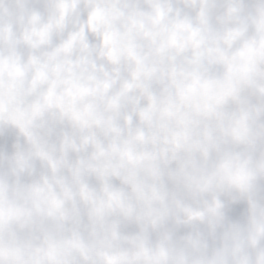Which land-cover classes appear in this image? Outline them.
Here are the masks:
<instances>
[{
  "label": "clouds",
  "instance_id": "1",
  "mask_svg": "<svg viewBox=\"0 0 264 264\" xmlns=\"http://www.w3.org/2000/svg\"><path fill=\"white\" fill-rule=\"evenodd\" d=\"M0 264H264V0H0Z\"/></svg>",
  "mask_w": 264,
  "mask_h": 264
}]
</instances>
